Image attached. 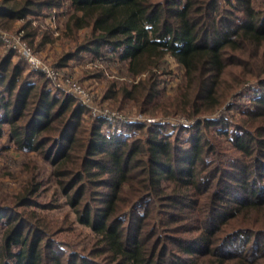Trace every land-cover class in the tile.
<instances>
[{"label": "trees", "instance_id": "1", "mask_svg": "<svg viewBox=\"0 0 264 264\" xmlns=\"http://www.w3.org/2000/svg\"><path fill=\"white\" fill-rule=\"evenodd\" d=\"M65 6L75 45L54 66L87 53L125 63L105 99L154 121L118 130L0 56V151L31 157L19 191L0 182V264H264V0H0V29L23 22L40 50L52 33L32 18ZM170 59L184 74L163 102ZM246 87L239 120L205 118L233 112ZM179 119L190 123L169 129ZM34 158L92 230L83 252L36 210L53 207L39 203Z\"/></svg>", "mask_w": 264, "mask_h": 264}, {"label": "rangeland", "instance_id": "2", "mask_svg": "<svg viewBox=\"0 0 264 264\" xmlns=\"http://www.w3.org/2000/svg\"><path fill=\"white\" fill-rule=\"evenodd\" d=\"M69 15L70 10L67 6H65L61 7L60 9L56 8L53 10H45L42 16L32 18L35 20V27L41 25L42 32L50 31L52 33V42H49L40 50H38V43L39 41H41V37H37L33 45H30L28 43L35 51V54L48 66L51 65L54 67L63 53L66 50H71L75 45L73 37L65 35V24ZM22 25L23 22L19 21L10 31L0 29V39L4 34L12 36L18 33L22 29ZM24 35H26L25 32H23V36ZM81 38L82 36L80 37V39ZM1 41L2 44H0V56H7L12 54V63L21 64L25 68L26 74H39L25 61H23L20 53H18L17 51L10 52L2 39ZM125 66V63H121L118 65V63L114 64L113 62L107 60H95L94 56L87 53L79 60L70 61L65 67H58V69L56 67L61 79L60 82L62 83V86L66 88V91L54 88L52 89L61 91L65 95L75 97L78 103L81 105H83V103H86V105H91L95 110L99 109L98 111H105L109 115L115 114L116 117L126 115L131 117L130 119H139L140 117L148 118L138 111L133 102H126L119 105L118 103H114L111 100L105 99V93L107 89H109V87L113 84L114 80L124 81L126 79V77H124L121 73L125 70ZM167 69V71H171L173 75L172 77H164L165 79H167L165 85L167 86L168 90L166 95L161 97L163 102H165L166 98L169 97L167 95H172L171 89L176 87L177 83L182 81L184 74L180 65L172 59H170ZM68 91H72L79 97L69 93ZM239 93V99H237V101L235 100L237 102V106L235 107L233 112H228L226 110L228 105L226 103L214 115L206 116L205 118L216 120L228 118V121L230 122H233L234 119L239 120L241 118V115L238 109H241L247 104L250 105L249 103L251 102L252 97H254L255 92L252 88L246 87ZM118 106L121 108H119ZM92 117L95 118L94 115H92ZM156 120L162 121L164 119H161V117H159L156 118L155 121ZM166 121H170L168 122V127L171 126V124L169 123H171L172 120ZM174 122L173 124L176 125V128L189 125L187 123H190L184 119L175 120ZM126 125L129 124H120L115 128H117L118 130H123L128 127ZM169 129H171V127H169ZM7 143V140L4 139L0 142V147L6 145ZM25 158L26 160L31 159L30 156L25 157L20 153L15 152L13 149L0 151V182L1 184L3 183L5 185L3 187L4 190L1 189L2 194L14 193L16 191H19L21 184L28 177V173L25 172L22 166ZM34 160L35 163L39 166V180L42 182V186L39 192L40 196L38 197L39 203L48 205V207H53L51 209L36 208V210L49 215L51 219H54L57 222H65L63 231L56 236L57 241L64 245L63 248L65 249V251H72V249H76L83 252L84 247L89 246L90 241L94 236L92 230L81 225L77 221L76 214L69 205L67 196H65L61 192L56 178L52 174V166L45 163L40 158H34ZM56 251H59L58 248H56ZM61 252L64 253L63 250ZM66 255L69 256V253L67 252Z\"/></svg>", "mask_w": 264, "mask_h": 264}, {"label": "built area", "instance_id": "3", "mask_svg": "<svg viewBox=\"0 0 264 264\" xmlns=\"http://www.w3.org/2000/svg\"><path fill=\"white\" fill-rule=\"evenodd\" d=\"M23 31H20L14 35H2L1 39L5 43L7 49L10 52L17 51L21 54L23 61H25L31 68H33L35 71H37L39 74L43 75L51 88L59 89V90H65L64 86H62V83L60 82L61 79L59 77V73L56 69V67L51 65H46L43 60H41L36 54L33 48L23 39ZM17 42V43H16ZM16 44V45H15ZM66 91V90H65ZM71 94L75 93L72 91H68ZM77 92V91H76ZM80 95V94H79ZM79 97V96H77ZM81 98V97H80ZM83 106L88 108V110L94 115L95 118L104 119L105 121L113 124L114 126L120 125V124H133V123H151L152 119L140 117L139 119H130L131 117L122 115L116 117V115H109L107 112L98 111L99 109L95 110L92 108L91 105H86V103H83ZM129 118V119H128ZM170 122V121H166ZM174 122V121H172ZM175 124V122H174Z\"/></svg>", "mask_w": 264, "mask_h": 264}]
</instances>
